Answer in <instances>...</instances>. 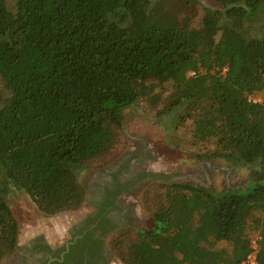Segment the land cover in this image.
<instances>
[{
  "label": "trees",
  "instance_id": "trees-1",
  "mask_svg": "<svg viewBox=\"0 0 264 264\" xmlns=\"http://www.w3.org/2000/svg\"><path fill=\"white\" fill-rule=\"evenodd\" d=\"M212 1L220 10L195 25L196 0H15L14 12L0 0L8 95L0 107V264L18 249L9 186L45 216L79 210L89 189L77 172L104 162L124 138V112L142 99L156 104V89L167 85L161 113L181 110L175 127L189 121L192 145L214 147L199 158L248 166L253 185L216 192L155 179L153 230L119 229L118 221L109 229L108 200L93 205L99 212L70 251L89 244L98 253L109 238L122 264L246 261L255 225L248 216L264 213V32L248 37L244 29L264 0ZM256 96L261 103L249 101ZM258 225L264 240V220ZM256 260L264 264L262 245Z\"/></svg>",
  "mask_w": 264,
  "mask_h": 264
},
{
  "label": "rangeland",
  "instance_id": "rangeland-1",
  "mask_svg": "<svg viewBox=\"0 0 264 264\" xmlns=\"http://www.w3.org/2000/svg\"><path fill=\"white\" fill-rule=\"evenodd\" d=\"M196 1L200 8L193 18L195 25L201 24L207 12L221 8L212 0ZM5 3L9 11L14 12L15 0H5ZM259 32H264V12L255 21L247 24L244 29V35L248 37L258 36ZM155 92L159 93L161 98L156 104L152 105L149 99H142L124 112V138L109 153L107 159L99 166L89 167L76 174L78 182L87 189L96 188L97 180L101 183H110L113 181V177L109 176L112 169L120 164L126 165L128 169L133 161L142 170L141 174L151 175L149 181L145 177H143L144 180L141 178L146 183L145 185L140 184L142 185L140 189L135 187L130 193L128 190L119 195L120 204L132 207L131 211H133L135 221L134 223H120L118 224L119 229L134 227L151 231L155 228L151 216L160 206V203L154 199L159 195L156 187L149 186L155 179L172 183L191 182L216 192H221L224 188L233 191L245 190L246 187L253 185L250 178V172L253 169L248 166H236L233 162L228 163L218 159H200L199 156L202 154L213 151V145L211 143L192 145L190 135L192 129L189 121L184 122L180 127H175L182 114L181 110L169 114L161 113L163 100L171 93L169 85L158 88ZM7 98L8 95L0 82V107ZM135 182L137 184L138 180ZM89 193L94 194L93 191L88 190ZM5 200L18 223V248L26 247L36 238H41L51 247H59L68 241L69 231L73 226L89 215L95 214L93 206L95 204L90 197L89 202H85L79 210L54 216H45L40 213L23 191L12 186H9ZM263 220L264 213L262 212H253L248 216V224H255L249 232L250 243L258 249L261 245L264 246V240H261L260 225H258ZM134 234L135 230H129L131 239L134 238ZM108 239L104 241V246L111 259L109 264H122L111 252ZM225 248L224 244L217 246L218 250ZM9 259H5L1 264H10L12 259Z\"/></svg>",
  "mask_w": 264,
  "mask_h": 264
},
{
  "label": "flooded vegetation",
  "instance_id": "flooded-vegetation-1",
  "mask_svg": "<svg viewBox=\"0 0 264 264\" xmlns=\"http://www.w3.org/2000/svg\"><path fill=\"white\" fill-rule=\"evenodd\" d=\"M140 172H142V170L136 163H134V161L130 163L128 169H126V165L123 166L122 164H120L109 172V176L113 177V181H111L110 183H101V181L98 182L99 180H97V186L95 185L96 188L89 189V191H93L94 194L91 195V193H89L86 202H89L90 197V199L94 202L93 204L97 206H103V203L108 200L112 203L111 206L106 208V212L103 213V215H105L108 211H111L110 213H107V220L111 222V228L109 229H112L115 226L113 222L116 223V221H118L119 223H122L127 221L128 219L134 220V216L132 213L133 211H131L133 210L132 207L123 206L122 204H120V202H118V199L120 194L128 190L130 193L133 188L138 187L136 189H140L143 184L145 185L146 181H140V178L145 177L147 174H141ZM97 179H99V177ZM136 180H138L137 184H135ZM132 183H134L133 186H131ZM129 187L132 188L129 189ZM111 193L119 194H117V196L113 195V197L111 198ZM94 210L95 214L99 212V208H95ZM128 213L130 214L128 215ZM94 215H89L87 218H84L81 222L77 223L76 226H73L69 231V239L65 244L59 247H51L50 245L46 244V242L41 238H36L28 243L26 247L18 248L15 254L10 258L12 259V262H10V264H53L54 262H56V264H86L87 262H89L90 264H109L111 262V259L108 252L106 251L105 246L102 247V249L99 250L98 253L90 254L89 244L84 247L83 253L76 250L73 253L70 251V247L74 246L75 241L81 238L77 234H79L81 230H85V228L87 227V220L89 218L93 219ZM113 224L114 226H112ZM85 233L86 232L83 231L82 235H85ZM40 239L41 241H43V244L46 248L41 247L43 245L42 243H37V241ZM37 245L39 247H37ZM65 257H68L67 261H65ZM83 259L84 261H82Z\"/></svg>",
  "mask_w": 264,
  "mask_h": 264
},
{
  "label": "built area",
  "instance_id": "built-area-1",
  "mask_svg": "<svg viewBox=\"0 0 264 264\" xmlns=\"http://www.w3.org/2000/svg\"><path fill=\"white\" fill-rule=\"evenodd\" d=\"M249 101L252 103H261V98L259 96L249 98ZM258 248H256L254 245H251V254L247 257L246 261L242 264H257V253H258Z\"/></svg>",
  "mask_w": 264,
  "mask_h": 264
}]
</instances>
